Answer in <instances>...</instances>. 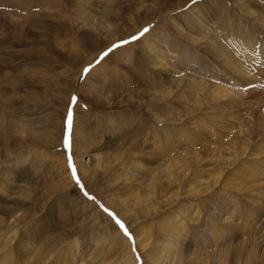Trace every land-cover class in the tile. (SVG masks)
<instances>
[{"label":"rangeland","instance_id":"1","mask_svg":"<svg viewBox=\"0 0 264 264\" xmlns=\"http://www.w3.org/2000/svg\"><path fill=\"white\" fill-rule=\"evenodd\" d=\"M190 159L194 181L225 170L228 264H264V0H0V256L14 264H117L112 246L100 245L105 254L94 239L104 228L113 241L124 235L104 208L131 235L182 203L171 182L158 204L159 193L151 195L157 205L147 217L131 203L138 194L125 188V170L137 162L163 172ZM148 174L138 181L142 195ZM204 185L195 198L209 215L215 208ZM84 202L94 208L84 211ZM155 231L149 258L161 242ZM198 243L185 248L196 263L212 264L213 247Z\"/></svg>","mask_w":264,"mask_h":264},{"label":"bare ground","instance_id":"2","mask_svg":"<svg viewBox=\"0 0 264 264\" xmlns=\"http://www.w3.org/2000/svg\"><path fill=\"white\" fill-rule=\"evenodd\" d=\"M36 1L39 2V0ZM218 44L219 47L223 46L220 42H218ZM217 88L219 90L217 91L212 90V91H216L217 94H223V95L230 94L229 88L226 89V87L216 86V89ZM186 157L188 156L186 155ZM188 162L189 163L182 161L178 163H170L166 165L167 167L164 168L163 172L161 171L162 173L159 172L160 169L156 168L158 165L155 167L143 168V164L141 163L138 164L137 162L131 163L132 166H130L129 169L127 170L124 169L129 174V176L125 175L126 178H124V182H127L125 183L126 184L125 188L131 189V192L133 194H138L132 197V199H135V201L131 203L134 205H141L144 208V210L147 211V217L151 215V212L153 211L152 207L156 206L159 203L160 199L165 193V189L166 190L168 189L171 182L172 183L174 182L176 184V188L178 190V192L176 193V200L182 203L179 204L178 209H173L172 211L167 210L165 213L162 212L163 218L159 217L156 220H152V222L150 223L137 227V231L134 230L133 233H131L132 238L130 240L127 239L124 235L118 233L117 238H115L113 241V238L110 236L111 234L110 235L107 234L109 229L104 228L105 232L101 234L99 233L95 234L96 237H94V239L96 244H98L97 248L99 249V247H101L100 245L104 244L105 242V244H109L112 246L110 247L112 249L111 252L113 253V256L118 257L117 264H136L137 262L134 258L135 254L137 253L136 251L138 250L141 251V253L144 254V258L148 255V253H145V251L147 247L150 245V243H152L153 236L155 235L154 233L157 231V230L155 231V228H158L159 231L157 237L160 239L161 242L157 248V253L156 255H154L152 252H150L151 258L146 257L145 261L142 258L143 264H198L195 262V260H193L194 252H192L189 248H185V246L189 245L187 247H191V248L201 246L198 243L199 237H202L205 240L204 245L207 244L206 247L208 246L213 247L211 249V253L213 257L212 264H228V250L227 249L225 250L226 236L224 234L225 231L222 230L223 229L222 223L223 222L230 223V218H231L229 217V215L228 217H225L227 212L229 211V207L231 206V204L228 205L230 201L224 202L226 198L224 191L227 192V189H225L224 186L225 170H220V174L217 176H212L211 174V178L207 179L206 183L199 180L194 181L193 179H191L189 173L193 171L192 169L195 166H190V164H193V160L190 159ZM65 167L66 165H63L62 168L64 169ZM177 170H178L177 178L174 181L172 180V177L174 176ZM149 172L153 173L151 176L152 177L151 183L148 185V187H150V190H148L149 191L148 194L144 193L142 195L139 192H147V191H145V189L141 187H138L139 186L138 181L139 179H141L142 174L147 175ZM162 177H166L165 178L167 180L166 183H163ZM131 180L135 181V183L132 182ZM188 181H190V183ZM201 184H205L203 187V191L208 195L209 194L211 195L210 196L211 201L209 200V204L213 203L215 208L214 211L209 215L204 213L205 211H207V209L201 207L203 206L202 202H200V200L195 198L197 195V186ZM157 187L160 188V190L159 189L157 190ZM131 192H128L126 194L130 195ZM156 193H159V196H158V201L156 200L157 204L156 202L154 204V198L151 195ZM184 195L185 197H183ZM205 196L202 195V197ZM108 206L113 209H117L120 212L119 208L116 207L115 204L111 203L110 201ZM89 208L92 210V208H94L93 204H87V202H84V211H86V209L89 210ZM96 214L100 219H104L100 211L96 212ZM202 214L206 216L204 218V221L205 224H208L207 227H203V225L200 223V221H202L201 219ZM121 215L126 222L130 220L128 217V213L122 212ZM205 228H208L211 234H208ZM187 229H189L190 231ZM15 233L17 232H14L12 236H14ZM6 240H11V239L7 237ZM210 242L213 244H211ZM7 243H5L4 245L6 246ZM103 246L100 248V250L103 252L105 251L106 254V250L102 249L105 248ZM141 253H139L140 259L142 257ZM5 258H10L9 260H11V262L9 264H14L11 255L10 257L0 256V263ZM237 261L239 262L240 260ZM74 262L75 264H78L76 260H74ZM202 264H205V262H202Z\"/></svg>","mask_w":264,"mask_h":264},{"label":"snow or ice","instance_id":"3","mask_svg":"<svg viewBox=\"0 0 264 264\" xmlns=\"http://www.w3.org/2000/svg\"><path fill=\"white\" fill-rule=\"evenodd\" d=\"M196 0H193V3H195ZM148 31L147 28H145L141 33L140 35H144L146 32ZM139 37H133V40H136L138 39ZM128 41H124L122 42V44H117V45H114L112 48H109L108 51L104 52L101 54V56L99 57V59L96 61V63H100L101 60H103L106 56H108V54L110 52H112L115 48H118V47H121L123 44H127ZM91 70V67L89 68H85L84 69V74L86 75L89 71ZM71 103L74 105L76 103V97L73 96L72 97V100H71ZM66 126H67V129H66V133H65V137H64V145L67 149H71V131H72V126H73V113H72V108L70 107L69 110H68V114H67V120H66ZM68 166H69V169L71 170V173H72V176L74 179H76V182L79 184L80 181L79 179L77 178V173H76V168L73 164V160H72V156L71 154H69L68 156ZM85 195L88 196V193L85 192ZM89 199H94V197H91V196H88ZM109 216H111L113 218V220L115 221V223L117 224V226L123 231L124 235L127 236L129 239H131V235L130 233L128 232L127 228L125 227L124 223L122 221H120L114 213L110 212L108 209L104 208L103 209ZM135 250V249H134Z\"/></svg>","mask_w":264,"mask_h":264}]
</instances>
